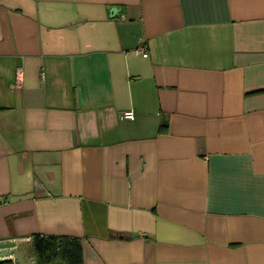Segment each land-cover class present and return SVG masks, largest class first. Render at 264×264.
Returning a JSON list of instances; mask_svg holds the SVG:
<instances>
[{"label":"crops","instance_id":"1","mask_svg":"<svg viewBox=\"0 0 264 264\" xmlns=\"http://www.w3.org/2000/svg\"><path fill=\"white\" fill-rule=\"evenodd\" d=\"M34 234L264 264V0H0V259Z\"/></svg>","mask_w":264,"mask_h":264},{"label":"trees","instance_id":"2","mask_svg":"<svg viewBox=\"0 0 264 264\" xmlns=\"http://www.w3.org/2000/svg\"><path fill=\"white\" fill-rule=\"evenodd\" d=\"M35 264H85L83 241L73 235H33ZM0 264H15L0 259Z\"/></svg>","mask_w":264,"mask_h":264},{"label":"built area","instance_id":"3","mask_svg":"<svg viewBox=\"0 0 264 264\" xmlns=\"http://www.w3.org/2000/svg\"><path fill=\"white\" fill-rule=\"evenodd\" d=\"M147 50L145 46H139L138 48L135 49L136 53H143ZM123 117L126 119H134V111L133 110H127L123 113ZM0 257H4L2 254H0Z\"/></svg>","mask_w":264,"mask_h":264},{"label":"water","instance_id":"4","mask_svg":"<svg viewBox=\"0 0 264 264\" xmlns=\"http://www.w3.org/2000/svg\"><path fill=\"white\" fill-rule=\"evenodd\" d=\"M118 9H119L118 7L113 6L112 8H110V11H111V13H116V12L119 11ZM11 245H12V244H11Z\"/></svg>","mask_w":264,"mask_h":264}]
</instances>
